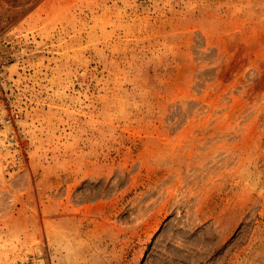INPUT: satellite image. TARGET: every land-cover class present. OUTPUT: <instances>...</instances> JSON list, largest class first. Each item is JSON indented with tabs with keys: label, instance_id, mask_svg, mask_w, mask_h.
Listing matches in <instances>:
<instances>
[{
	"label": "rangeland",
	"instance_id": "obj_1",
	"mask_svg": "<svg viewBox=\"0 0 264 264\" xmlns=\"http://www.w3.org/2000/svg\"><path fill=\"white\" fill-rule=\"evenodd\" d=\"M0 264H264V0H0Z\"/></svg>",
	"mask_w": 264,
	"mask_h": 264
},
{
	"label": "built area",
	"instance_id": "obj_2",
	"mask_svg": "<svg viewBox=\"0 0 264 264\" xmlns=\"http://www.w3.org/2000/svg\"><path fill=\"white\" fill-rule=\"evenodd\" d=\"M3 105V101L1 98V91H0V107ZM19 118V115L17 112L9 110V112H6L4 115H0V123L2 125L10 126L14 128V124Z\"/></svg>",
	"mask_w": 264,
	"mask_h": 264
}]
</instances>
